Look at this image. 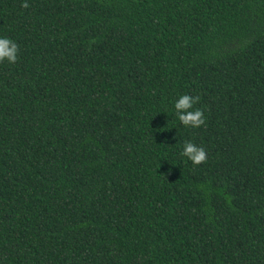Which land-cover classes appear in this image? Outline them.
<instances>
[{
  "label": "trees",
  "instance_id": "1",
  "mask_svg": "<svg viewBox=\"0 0 264 264\" xmlns=\"http://www.w3.org/2000/svg\"><path fill=\"white\" fill-rule=\"evenodd\" d=\"M28 5L0 0V264H264V0Z\"/></svg>",
  "mask_w": 264,
  "mask_h": 264
},
{
  "label": "clouds",
  "instance_id": "2",
  "mask_svg": "<svg viewBox=\"0 0 264 264\" xmlns=\"http://www.w3.org/2000/svg\"><path fill=\"white\" fill-rule=\"evenodd\" d=\"M28 6V0H22V7L27 8ZM18 53L19 46L17 42L7 36L0 35V63L14 64L18 59ZM198 101V96L189 94L179 95L178 99L173 101L175 119L185 128H199L206 122L203 111L194 107ZM179 155L193 165H200L207 159L205 148L197 145L193 140L183 141L180 145Z\"/></svg>",
  "mask_w": 264,
  "mask_h": 264
}]
</instances>
